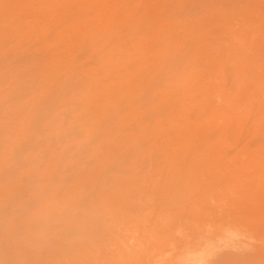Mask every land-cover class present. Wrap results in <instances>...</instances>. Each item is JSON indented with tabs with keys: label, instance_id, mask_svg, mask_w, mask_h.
<instances>
[{
	"label": "rangeland",
	"instance_id": "rangeland-1",
	"mask_svg": "<svg viewBox=\"0 0 264 264\" xmlns=\"http://www.w3.org/2000/svg\"><path fill=\"white\" fill-rule=\"evenodd\" d=\"M1 7L0 264H264V118L258 148L241 143L222 162L219 140L187 159L173 140L161 146L168 117H99L98 97L129 84L95 61L90 76L82 44L40 40L22 5L9 15ZM236 17L241 49L255 24ZM189 76L201 86L206 75Z\"/></svg>",
	"mask_w": 264,
	"mask_h": 264
},
{
	"label": "bare ground",
	"instance_id": "bare-ground-1",
	"mask_svg": "<svg viewBox=\"0 0 264 264\" xmlns=\"http://www.w3.org/2000/svg\"><path fill=\"white\" fill-rule=\"evenodd\" d=\"M50 1L6 0L0 6L9 15L22 5L32 23L31 35L40 40H71L70 50L82 44V53L90 52L83 64L90 76L94 73L88 65L95 61L97 72L113 69L111 78L129 84L122 94L110 90L98 97L99 117H168L170 135L161 146L170 148L167 142L173 140L172 148L186 158L219 140L222 162H230L226 153L241 143L260 146L262 123L257 120L264 118V90L256 84L257 77L264 79V3L260 0H55L56 10L50 9ZM235 17L255 24L253 40L243 47L238 42L241 49L233 45L239 38L236 28H230ZM215 31L214 41L209 42L205 35ZM196 45L197 52H190L188 47ZM239 53L244 56L231 71L229 64ZM126 67L129 76L121 74ZM195 68L206 75L201 86L189 76ZM228 75L229 81L234 78L243 84L240 90L233 82L229 85ZM252 76L256 82L250 86ZM253 96L258 98L255 103ZM115 101L125 104L115 108ZM231 117L244 118L238 123ZM32 133L25 135L20 147Z\"/></svg>",
	"mask_w": 264,
	"mask_h": 264
}]
</instances>
